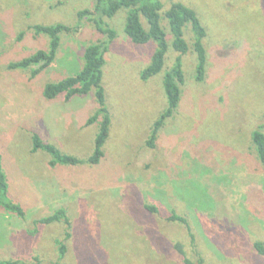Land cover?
<instances>
[{
  "label": "rangeland",
  "instance_id": "rangeland-1",
  "mask_svg": "<svg viewBox=\"0 0 264 264\" xmlns=\"http://www.w3.org/2000/svg\"><path fill=\"white\" fill-rule=\"evenodd\" d=\"M95 0H0V155L8 196L23 219L0 207V261L20 264H264L253 242L264 244V163L251 140L264 133V0H160L194 10L204 31L206 72L194 77L196 57H182L184 84L172 117L153 147L151 127L166 108L163 73L140 78L155 45L133 44L124 34L126 11L104 22L116 37L104 53L102 83L110 115L98 164L50 167V156L31 152V136L85 160L97 122L93 92L48 100L43 88L75 75L88 43L106 40L87 14ZM144 27L146 24L142 19ZM63 24L54 61L37 75L10 63L47 50L35 25ZM166 29V28H165ZM185 38L191 46L190 26ZM170 42V41H169ZM178 55L169 49L167 69ZM145 206L156 210L151 212ZM64 209L63 220L40 219ZM171 214L186 225L171 221ZM188 226V227H187ZM189 234L194 237L191 244ZM57 240L66 246L58 257Z\"/></svg>",
  "mask_w": 264,
  "mask_h": 264
},
{
  "label": "trees",
  "instance_id": "trees-1",
  "mask_svg": "<svg viewBox=\"0 0 264 264\" xmlns=\"http://www.w3.org/2000/svg\"><path fill=\"white\" fill-rule=\"evenodd\" d=\"M120 10L126 11L124 34L127 38L136 45H147L149 43L155 45L148 65L140 73V78L143 81H147L161 74V72L163 73L162 86L166 98V108L151 127L148 140L146 141L147 147H153L157 133L165 120L173 116L179 105L181 88L185 80L182 57L187 55L190 49L196 57L195 79L202 81L205 77L207 62L203 45L205 31L193 9L181 2H172L168 9L163 12L167 25L164 27L161 16L163 4L160 0H95L92 12L80 11L77 15L79 18H83L88 14L94 29L105 36L106 40L88 43L83 52L82 68L73 76L66 77L55 83L46 84L42 92L43 97L48 100L54 99L59 95H63L65 100H69L73 96H85L93 92L97 108L95 113L88 119V124L95 122L98 124L93 141V149L85 160L79 159L73 155L60 152L53 144L44 143L37 133H32L31 152L42 150L47 153L50 156L48 162L50 167L56 165H95L103 157V146L109 135L110 115L106 106L102 69L105 63L104 53L107 45L116 37L115 31L107 26L104 19L114 17ZM142 19L146 24V28ZM186 25L190 26L191 46L185 38ZM33 29L36 34H45L48 37L47 50H38L21 60L10 63L8 68L11 70L29 69L38 65L39 67L32 71V76H35L54 61L60 44V35L69 33L73 29L63 24L35 25ZM170 48L177 52L178 55L171 65L165 69V59ZM251 140L258 160L264 163V133L259 129L253 131ZM0 207L21 219L25 217L21 206L12 202L8 196V185L6 175L2 169L1 155ZM145 208L151 212L156 210L152 206H145ZM61 220L66 225L65 237L69 238L70 221L64 209H59L51 216L40 219L38 223L50 224ZM170 220L186 225V220L175 214H171ZM189 236L193 245L194 237L191 234ZM56 243L58 245V257L62 258L66 253V246L60 240H57ZM174 247L177 253L183 257V264H203V259L199 255H196V260L187 258L181 244L177 243ZM253 248L259 256L264 257V244L262 242H253ZM0 264H20V262L17 260H3L0 261Z\"/></svg>",
  "mask_w": 264,
  "mask_h": 264
}]
</instances>
